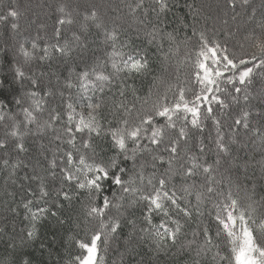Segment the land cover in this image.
Segmentation results:
<instances>
[{
    "label": "snow or ice",
    "instance_id": "1",
    "mask_svg": "<svg viewBox=\"0 0 264 264\" xmlns=\"http://www.w3.org/2000/svg\"><path fill=\"white\" fill-rule=\"evenodd\" d=\"M248 5L249 0H225V15L231 10L234 13L231 19L236 21L240 15L236 12L237 7L244 8ZM127 6L133 15L140 10L144 11V19L139 23L144 25V35L148 37L149 43L155 42L159 47H162L165 39L170 45L175 43L176 30L165 32L160 27L163 23L161 17L171 10L169 0H152L150 11L155 14V22L147 19L149 9L145 8L144 0H136L135 4ZM187 7L192 15V36H186L185 43L193 38L198 42L194 59L189 58L193 68L194 86L191 89L176 86V95L172 102H169L167 97V91L171 90L172 85L168 86L163 95L156 94L153 98L150 88L147 96L141 98L132 85L124 82L148 71L147 55L139 47L132 48L128 41L121 43L119 31L115 27L108 29L99 22L95 10L90 15H85V21L94 22L95 28L101 30L102 42L105 46H110L111 50L106 52V59L103 61L85 65L79 70L72 69L62 83L57 81L60 86L56 91H38L40 81L35 72L26 76L18 60L13 58L8 62L12 79L20 82L28 79L32 88L25 91L23 97L16 95L14 100L23 117L22 121L16 120L15 115L4 113L2 109L6 104L0 102V121H4L6 117L13 121L11 126L7 127L5 138H0V150L7 149L11 138L14 141L13 150L23 153L26 151L23 142L25 136H42L48 131L55 133L52 137L54 141L68 146L65 148L57 145L53 150V158L47 160V167L43 169L47 177L39 173L24 177L25 180L39 181L37 190L28 189L29 195L34 199H26L22 204L26 219H29L31 224L26 233L27 240L35 237L37 222L50 212V198L54 197L53 203L61 199L71 202L74 194L86 192L88 195L89 203L84 206V218L85 224L92 226L86 228L82 238L75 239L81 253L74 256L68 264H98V261H102L103 258L98 257L99 244L102 242L107 245L120 229V217L123 215L121 209L125 200L128 207L138 204L143 206V220L146 226L140 227L139 239H150L157 253L167 251L177 244L184 228L181 217L185 222L190 221L194 214L202 217L205 204L210 203V223L205 224L201 230L193 231V239L181 245V248L191 250L195 246V254L199 257L201 253L206 254L215 247V256H219L220 261L227 259L228 264H264V242L256 235L257 231L264 234V218L256 217L255 201L242 206L233 194L232 187L237 182L233 180V170L239 171L242 166L246 168L247 165L239 164L236 158L232 157L231 150V146L237 143L241 129L245 133L251 132L264 144V127H251V111L246 108L228 125L229 131L225 133L224 125L216 114L217 110L223 113L230 107L225 99L218 95L227 90L221 87V84L232 86L236 93L232 96L234 102L240 101L241 93L245 104L250 102L251 93L248 86L252 82L253 73L257 69L264 70V19L256 21V28L260 30L261 35L255 36L253 33L246 37L254 39L252 47L256 51L251 54H236L229 50L226 43L222 44L218 39L209 37L207 30L198 29L199 10L193 4H187ZM59 11L63 15L56 22V43H46L42 49L36 40L31 42L30 49L26 43H19L17 52L24 58L25 63L35 59L38 52H42L38 57L40 61L48 60L53 53L67 59L76 47L85 46L81 34L88 30L86 24L81 25V34L73 32L71 40L65 39L60 43L63 26L71 25L74 21L70 14L65 13L63 7ZM255 15L253 9L248 20L253 21ZM19 16L20 12L10 7L5 14L0 15V21L11 18L13 22L10 27L17 31L19 25L15 21ZM180 23L185 29L188 28L183 19ZM223 23L227 25L228 20L225 19ZM225 35L230 33L225 32ZM126 48L129 50L125 51ZM2 51L7 55L6 46ZM169 52H172L171 46ZM109 65L111 71H107ZM122 74L124 80L119 85L118 93H114L110 98L112 104L109 114L114 118L115 126L113 120H108V126L105 127L100 118L101 109L105 106V90H111L114 80ZM40 75L43 76L44 73ZM7 82L5 77L4 83ZM237 82L240 86H237ZM73 89L80 100H87L86 104L81 103L80 111H77L76 103L73 102ZM65 90L69 92L67 97ZM129 90L134 97L132 103L127 100ZM188 91L192 92L191 99L187 97ZM96 93L100 95L94 101L93 96ZM0 95H3L2 88ZM56 95L61 98V105L48 108L46 98ZM25 99L30 101L27 106ZM45 111L48 118L42 121L40 114ZM257 114L264 119V110ZM209 120L212 128L209 129L206 143L203 133L206 130L205 122ZM178 121L182 123L178 125ZM31 125L35 128H30ZM193 130L197 136L190 135ZM101 136L110 139L114 151V154L107 158L97 153L94 144L95 138ZM253 143H256V140H253ZM43 147L41 145V148ZM57 152L61 153L59 158L56 157ZM212 153L214 159L210 161L209 156ZM0 163L6 168L11 167L13 171L10 176L14 175L15 169L19 167V162L10 164L8 159H3ZM225 165L230 167L226 168ZM149 167L152 171L147 172ZM161 168L163 171H160ZM48 178L52 181L59 179L60 187L49 190ZM177 179L179 184L176 183ZM106 182H110V188L115 186L119 195L113 191L111 198L104 195L102 203L97 204ZM192 196L195 197V204L190 199ZM57 207L60 205L57 204ZM112 209H116L118 215H110ZM11 211L15 212L16 209L12 208ZM51 215L55 217L57 213L52 211ZM157 215L160 216L158 224L153 220ZM128 223L133 226V233L129 236L131 242V237L136 231L135 221L129 220ZM211 225H215V240H223L230 256H220V245L214 242ZM200 237L202 241L198 242ZM12 247L15 248V244ZM22 264H28V261L24 260Z\"/></svg>",
    "mask_w": 264,
    "mask_h": 264
},
{
    "label": "trees",
    "instance_id": "2",
    "mask_svg": "<svg viewBox=\"0 0 264 264\" xmlns=\"http://www.w3.org/2000/svg\"><path fill=\"white\" fill-rule=\"evenodd\" d=\"M35 1L37 4L30 7L29 4L26 5V0H0V15L5 14L10 7L20 12L19 18L15 21L19 25L17 31H13L10 27L13 22L11 18L0 21V88L3 89V95H0V102L6 104V107L2 111L8 115L19 114L18 108L14 103L15 97L16 95L23 97V93L32 88L31 82L28 79H24L23 82H14L12 73L9 71L8 62L13 60L15 50L17 51L18 45L21 42L26 43L29 49L31 48V42L33 40L37 41L41 49L46 43H56V22L63 15L59 11L61 7L64 8L66 14H70L71 18L72 10H75L76 20H73L74 22L71 25L63 26L60 43H63L65 39L71 40L73 32L81 34V25L86 24L88 25V30L81 34L85 46L76 47L67 59L61 58L58 54L53 53L48 60L40 61L38 57L42 52H38L32 62L25 63L22 56H17L26 76L31 75L33 72L37 74V78L40 81L38 91L40 89L56 91L60 86L57 81L62 83L69 76L72 69L79 70L85 65L96 64L98 61L106 59V52L111 50L110 46L104 45L101 30L95 28L94 22L91 20L85 21V15H90L93 10L97 12L98 21L102 22L106 28L112 29L115 27L119 31L121 43L128 41L132 48L139 47L146 53L149 61L148 71L143 75L124 81L128 85H132L141 98L147 96L150 88L153 92V98H155L156 94H165L168 86L172 85L171 90L167 91L168 101L172 102L176 95V86H182L186 89H191L194 86L192 83L193 68L189 58L194 59V52L198 46V42L196 38H193L191 41L185 43V37L192 36V15L187 4H193L199 10L197 16L198 29L207 30L209 37L218 39L222 44L226 43L229 50L236 54H251L256 51L252 47L254 39H246V37H249L253 33H255V36L261 35L260 30L256 28V23H251L249 29L244 30L245 34L243 33L237 40L236 38L231 39L226 36V31H214L212 29L213 20L225 14V0H169L171 10L161 17L163 23L160 27L165 32H173V30H176V41L170 45L169 41L165 39L162 47H159L155 42L149 43L148 37L144 35L146 29L143 24L139 23L140 20L144 19V11L140 10L135 15L130 13L127 5L135 4L136 0H93V2L88 1L82 4H77L73 0ZM258 1L264 4V0H249L248 6L244 8L237 7L236 12L245 10L246 13L258 5ZM106 4H110V7H107ZM82 5L85 7L82 8ZM151 5L152 0H144L145 8L149 9L147 19L155 22V14L150 11ZM230 11L228 10L227 14ZM100 12L102 15H100ZM36 19L45 20L46 27H40V23ZM181 19L188 24L187 29L180 23ZM261 19H264V16H258L257 21ZM148 28H151V24L148 25ZM190 44V50L185 49L184 51V48L182 49L183 45L186 48ZM240 45L244 47L241 48ZM5 46L7 47V55L2 51ZM170 46L172 52H169ZM11 47H13V51L10 49ZM128 50L127 48L125 49V51ZM180 50H183L182 54H180ZM165 54H167V57H165ZM172 64L177 66L175 70H177L179 78L176 81L168 73L169 67ZM181 65L185 67L184 72L183 69L180 71ZM107 71H111L110 65L107 67ZM260 71L262 69H257L253 73L251 84L255 82V85H257ZM40 73H44V75L41 76ZM5 77H7V83H4ZM73 79H75L74 76ZM122 80H124L123 74L120 78L114 80L111 90L107 88L105 90V106L100 112L101 123L105 127L108 126V120H113V126H115V120L109 114L112 104L110 98L114 93H118V88ZM223 85L221 84V87ZM237 86H240L238 82ZM195 87L197 89L199 88L198 85H195ZM230 87L232 86L225 85L223 88ZM224 93L218 95L223 97ZM71 94L73 102L76 103L77 111H80L81 103L86 104L87 100H80L76 95L75 89L71 90ZM233 94L236 95L235 92ZM262 94L264 95V90ZM68 95L69 92L65 90V97ZM99 95V93H96L93 96V100L95 101ZM187 97L189 99L192 98L191 91H188ZM46 99L48 101V108L54 105H61L59 95ZM127 100L129 103L134 102L131 90L128 91ZM28 103L30 101L25 99V106ZM139 106V102H137V107ZM242 107L243 105H240L237 108L239 111L237 115L242 112L239 110ZM260 107L263 108L260 103H253L251 105L252 109H260ZM47 118V111L40 114L42 121ZM15 119L22 121L23 117L20 115L17 118L15 117ZM250 119L253 120V122H250L251 127H264V119L261 116H257L255 119L250 117ZM12 123L13 121L7 119V117L4 121H0V138H5L7 127H10ZM181 123L182 121H178V125ZM206 127L212 128L210 120L207 121ZM30 128L34 129L35 126L31 125ZM21 130L23 131V127ZM214 134L213 131L212 135L214 136ZM247 134L250 136L251 143H253V140H256V143H253L256 145L259 140L251 132ZM54 135V132L48 131L42 136L32 134L25 136L23 142L26 151L23 153H18L13 150L14 141L9 138L7 149L0 150V161L8 159L10 164L19 162V167L15 169L14 175L11 176L10 173L13 171L11 167L6 168L0 163V264H22L24 260H27L28 264H68L74 256L81 253V250L75 244V239L82 238L85 235L86 228H91L92 226L85 224L84 206L89 203L86 192L74 194L71 202L61 199L53 203L52 199L54 197L50 198L48 203L50 212L37 222L35 237L32 240H27L26 238L27 230L31 227V224L29 219H26L25 209L22 207V204L26 199H34V197L29 195L28 189L37 190L39 181L25 180L24 177H30L36 173L47 177V173L43 169L47 167V160L53 158V150L57 145L65 148L68 147L66 144H61L60 141H54L52 139ZM190 135L197 136L198 134L193 130ZM207 135L209 136V130ZM208 136L203 135L206 143L208 142ZM250 142L244 143L243 148H238L236 144L231 146L232 157L236 158L239 164H246L250 167V169H244L246 171H243L242 167L239 171L233 170V180L237 182L233 185L232 191L239 201H243V206H247L253 201L256 202L255 214L259 219L264 218V203H262L264 202V153L255 154ZM94 144L100 156L107 158L114 154L110 139L107 136L95 138ZM41 145L44 147L41 148ZM261 147L264 146L261 145ZM261 147L259 146V148ZM60 155L61 153H56L57 158ZM212 159H214V153L209 156V160L211 161ZM225 167H230V165H225ZM150 171L152 169L149 167L147 172ZM160 171H163V169L161 168ZM221 171H224V169H221ZM47 183L49 190L60 187L59 179L52 181L48 178ZM176 183H180L179 179H177ZM109 184L110 182L105 183L104 191L96 201L97 204L102 203L104 195L111 198L113 191H116L117 195H119V190L115 186L110 188ZM190 199L195 204V197L192 196ZM57 204L60 207H57ZM12 208H15L16 211H11ZM210 209L211 204L207 203L203 208L204 215L202 217H197L194 214L193 218L187 222L181 217V223L184 224V228L178 237L177 244L167 251L157 253L154 251V245L150 239H139L141 235L139 231L140 227L146 226L143 220V206L138 204L133 207H128L127 200H125L124 207L121 209L123 215L120 217V229L110 239L107 245L102 242L99 244L98 257H102L103 259L102 261H98V264H196L197 261L198 264H228L227 259L220 261L219 256H215L217 252L215 247L206 254L201 253L199 257L195 254V246L191 250L181 248V245L193 239V231L201 230L205 224L210 223L211 217L208 216ZM52 211L57 213L55 217L51 215ZM109 214L113 216L118 215L116 209H112ZM173 215L175 216V212H173ZM129 220H134L136 227L135 234L131 237V242H129V236L133 233V226L128 223ZM153 220L154 223L158 224L160 216H154ZM61 221L63 222L61 223ZM211 230L214 242L220 245V256H230L223 240H215V225H211ZM256 235L264 242V234L257 231ZM201 241L202 237L198 238V242ZM13 244H15V248L12 247Z\"/></svg>",
    "mask_w": 264,
    "mask_h": 264
},
{
    "label": "rangeland",
    "instance_id": "3",
    "mask_svg": "<svg viewBox=\"0 0 264 264\" xmlns=\"http://www.w3.org/2000/svg\"><path fill=\"white\" fill-rule=\"evenodd\" d=\"M73 1L75 3H77V4L87 3L88 1L89 2H93V0H73ZM258 2H259L258 5H256L255 7H253L251 10L247 11L249 13H247V12L245 13V10H242V12H238V13H240V15L238 17H241V18H237L236 21H233L231 19L232 15H234L233 12L230 11L227 15L222 14V16L220 18H216L215 20H213L212 29L214 31H226V32L230 33V35H228L229 38H231V39H235L236 38V40H237V38L239 36H241L245 32L244 30H246L247 28L249 29V25L251 23H256L258 16H264V7H263L264 4L262 2H260V1H258ZM24 4H25V1H24ZM27 4H29L30 7H31L33 5H36L37 3H36L35 0H26V5ZM38 4H39V2H38ZM106 6L107 7H110V4H106ZM40 7L43 8L42 6H40ZM84 7L85 6L82 5V8H84ZM82 8H81V10H82ZM253 9H255V12H256L255 19L253 21H249L248 20V17L252 15ZM72 12H73V13H71L72 14V19L75 21L76 18H75V14L74 13H76V11L75 10H72ZM100 15H102L101 12H100ZM225 19L228 20L227 25H225L223 23V21ZM36 20H37L38 23H40V25H39L40 27H43V28L46 27V21L45 20H40V19H36ZM183 48H184V51H185V49L186 50H190L191 49V44L190 45H187L186 48H185V45H183L182 46V49ZM10 49L13 51V47H11ZM179 52H180V54H182L183 53V50H180ZM185 54H187V53H185ZM17 56H19V55H18V52L15 50V54H14L13 57L16 60H18L17 59ZM33 60H31L29 62H32ZM176 68H177V66L175 64H172L169 67V70H168L169 75H171V78L173 80H175V81L179 78L178 77L177 70H175ZM182 69H183V72H184L185 67H183L181 65L180 66V71ZM14 82H16V81H14ZM222 87H225V85H223ZM161 88H163V87H161ZM226 89H227L226 90V93H224V96L222 98L225 99V101L230 105V107L228 109H225L223 113H221V112H219L217 110L216 114L220 118L222 124L224 125L223 131L225 133H228V131H229L228 125H229L230 121L231 120H234V118L237 116V113L239 112L237 110V108L240 105H243V107L241 109H239V110L242 111V109H246V108L249 109L251 111V118H254V119L257 116H259L257 113L261 112L264 109V95L262 94V92L264 90V71L262 70V71L259 72L257 85H255V82H254V83L250 84V86H248V91L251 93L250 102L248 104H245V102L242 99L243 93H241V95H240L241 96V99L237 103V102H234L232 100V96L234 95L233 94L234 91H233L232 87L226 88ZM229 93H231V95H229ZM253 103H255V104L260 103L263 106V108L260 107V109H252L251 108V105H253ZM20 115H21L20 113L19 114H15V117L17 118V116L19 117ZM250 122H253V120L250 119ZM206 123H207V121L205 122V124ZM254 123H255V121H254ZM209 129H210V127L209 128L206 127V130H205V132L203 134L206 137L208 136L207 134H208V130ZM250 140H251L250 139V136L241 129V133L238 136L237 143H235V144H236V146L238 148H241V147L243 148V145H245L244 143H249ZM251 144H252V146L251 145H249V146L252 147V149L255 152V154L264 153V147H261V145L264 146V144H262L260 141H258V143L256 145L253 144V143H251ZM258 145L261 148H259ZM248 168L250 169V167L248 165H247L246 168H243V166H242V170L243 171H246ZM244 169H246V170H244ZM240 203L243 206V201H240Z\"/></svg>",
    "mask_w": 264,
    "mask_h": 264
}]
</instances>
